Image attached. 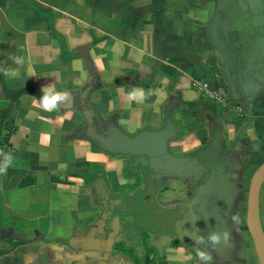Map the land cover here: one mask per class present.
<instances>
[{
  "label": "crops",
  "instance_id": "0c3cea01",
  "mask_svg": "<svg viewBox=\"0 0 264 264\" xmlns=\"http://www.w3.org/2000/svg\"><path fill=\"white\" fill-rule=\"evenodd\" d=\"M5 154L0 264H200L224 230L214 264H259L264 0H0Z\"/></svg>",
  "mask_w": 264,
  "mask_h": 264
},
{
  "label": "clouds",
  "instance_id": "9594fccd",
  "mask_svg": "<svg viewBox=\"0 0 264 264\" xmlns=\"http://www.w3.org/2000/svg\"><path fill=\"white\" fill-rule=\"evenodd\" d=\"M17 63L21 62L20 57H14ZM41 95L39 96V102L43 109L46 111H53L58 106L65 104L70 99V93L68 91L58 90L54 86L46 85L41 88ZM131 96L143 95L142 92L133 91ZM13 157L11 154H5L4 162L0 165V172H5L7 166L12 162ZM231 220L234 223H239V215L232 214ZM223 238L225 243L230 240V233L227 230L223 232L205 231L199 235L193 237V240L197 247L195 252L199 258L200 264H214V258L210 249H214Z\"/></svg>",
  "mask_w": 264,
  "mask_h": 264
},
{
  "label": "water",
  "instance_id": "95a60500",
  "mask_svg": "<svg viewBox=\"0 0 264 264\" xmlns=\"http://www.w3.org/2000/svg\"><path fill=\"white\" fill-rule=\"evenodd\" d=\"M131 141L133 142L134 140ZM263 180L264 162L257 168L251 177L245 219L254 254L259 264H264V231L260 218V185Z\"/></svg>",
  "mask_w": 264,
  "mask_h": 264
}]
</instances>
